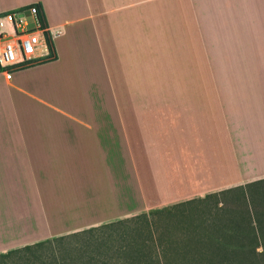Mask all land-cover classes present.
<instances>
[{"label":"crops","instance_id":"0c3cea01","mask_svg":"<svg viewBox=\"0 0 264 264\" xmlns=\"http://www.w3.org/2000/svg\"><path fill=\"white\" fill-rule=\"evenodd\" d=\"M30 4L41 7L54 57L11 80L0 73V224L9 206L18 222L28 200L36 231L0 254L264 176L249 149L245 160L238 152L215 83H200L201 53L211 72L201 21L252 25L253 42L264 0H0V13ZM247 46L221 37L215 57L262 54ZM247 133L248 123L238 135ZM172 135L174 171L163 157ZM176 171L192 174L161 181ZM25 182L36 191L25 194Z\"/></svg>","mask_w":264,"mask_h":264},{"label":"trees","instance_id":"16d2710c","mask_svg":"<svg viewBox=\"0 0 264 264\" xmlns=\"http://www.w3.org/2000/svg\"><path fill=\"white\" fill-rule=\"evenodd\" d=\"M50 50L54 57L52 41ZM193 201L212 207L207 213L182 210L180 226H156L150 220L155 213ZM239 202L245 208L240 214L246 212L240 217L244 224L232 209ZM0 264H264V179L24 245L0 254Z\"/></svg>","mask_w":264,"mask_h":264},{"label":"rangeland","instance_id":"374dc122","mask_svg":"<svg viewBox=\"0 0 264 264\" xmlns=\"http://www.w3.org/2000/svg\"><path fill=\"white\" fill-rule=\"evenodd\" d=\"M264 10V9H263ZM202 19V18H201ZM201 33L204 37L205 47L208 50L207 58L210 57V69L209 72L211 78L205 72L206 66L203 63L202 53L200 55V83H215L217 94L216 97L219 101L222 109L225 112L227 117V121L231 126V130L235 131L239 130V133L244 131L246 128V123H248V133L246 138L241 137L238 134H234L232 137L234 138V142L236 144V148L239 153L243 155V159L248 157V153L246 152L249 149L252 153L251 158L256 159L255 168L258 172L264 171V23L262 25H257V36L260 35L262 38L253 42L250 40V31L253 29L252 25H245L242 23H225V24H206L201 21ZM213 30V31H212ZM254 30V29H253ZM234 34L241 35L245 38V43L248 45L247 47L254 48L257 54L249 57H243L238 55H228L223 57H215V52H217L220 39L222 38H230ZM209 35L215 36V46L210 48L209 44L212 42L209 40ZM254 42H256V46H254ZM260 49H258V46ZM253 46V47H252ZM237 49V48H236ZM244 50H232L231 52H241ZM217 58V62H216ZM219 60V61H218ZM250 60V65L247 66L242 62H247ZM227 68L229 71H225ZM154 106V105H153ZM202 135H197V138H200ZM210 137L213 139V133H211ZM171 138L173 141L169 142L168 140L164 144L165 152L163 153L164 159L168 161V169H172L174 171V165L177 161V158L180 157V153H178V145L174 141L176 139V135H172ZM215 138H221L218 132L215 133ZM246 140V143H245ZM247 144V145H246ZM201 148L203 147L202 142L198 144ZM189 159V158H188ZM211 159H213L211 155ZM115 170L118 171L120 176L125 174L124 167L122 161L119 163V167H115ZM251 171L252 169H248ZM190 174H192L190 172ZM190 174H185L183 172H173L172 174H168L163 176L166 178H162V182L166 183H175L176 181H180L183 179H188ZM29 178L25 177V180ZM259 179H264L263 177L256 178L250 180L248 182H244L241 185L246 183L256 181ZM10 187V185H9ZM10 190V188H9ZM36 191L33 189V185L25 182L24 183V192ZM165 195L164 191L160 192V199H163ZM204 196L196 197V199H203ZM14 201L9 200V204ZM30 201L25 200L24 204V214L20 220H16L15 216L11 213L14 212V208L7 209L6 214L1 218L0 224V244L2 245H11L16 242L15 240L24 239V243L31 241L32 236L35 235L36 224L35 217L32 213H29V210L26 209V204ZM242 203H244L241 200ZM237 203L236 207H232L233 210L238 211V223L244 224L240 217H245V214H240V212L244 211V204ZM167 206H162L157 208V210L163 209ZM212 207L209 203H200L199 201H193L188 203V205L182 209H168L166 211H162L160 213H155L150 217V220L156 224V226H170L176 225L180 226L181 224V214L180 212L183 210L185 212H198V213H207L209 208ZM172 211V214L169 212ZM195 218V217H194ZM241 221V222H240ZM224 223V222H223ZM246 223V222H245ZM1 247V246H0ZM10 251V250H8ZM2 254V253H1Z\"/></svg>","mask_w":264,"mask_h":264},{"label":"built area","instance_id":"2783aa9c","mask_svg":"<svg viewBox=\"0 0 264 264\" xmlns=\"http://www.w3.org/2000/svg\"><path fill=\"white\" fill-rule=\"evenodd\" d=\"M51 41L36 4L0 13V73L11 80L15 71L52 59Z\"/></svg>","mask_w":264,"mask_h":264}]
</instances>
